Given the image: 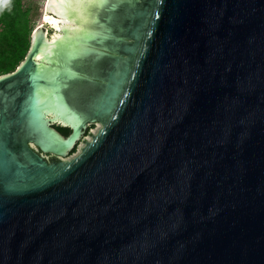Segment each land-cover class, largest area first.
<instances>
[{
    "label": "water",
    "instance_id": "1",
    "mask_svg": "<svg viewBox=\"0 0 264 264\" xmlns=\"http://www.w3.org/2000/svg\"><path fill=\"white\" fill-rule=\"evenodd\" d=\"M46 3L0 76V264H264V0Z\"/></svg>",
    "mask_w": 264,
    "mask_h": 264
},
{
    "label": "trees",
    "instance_id": "2",
    "mask_svg": "<svg viewBox=\"0 0 264 264\" xmlns=\"http://www.w3.org/2000/svg\"><path fill=\"white\" fill-rule=\"evenodd\" d=\"M38 16V7H27L24 0H0V76L15 71L25 59ZM53 127L63 136L70 133L68 126L53 124ZM75 149L73 146L69 153Z\"/></svg>",
    "mask_w": 264,
    "mask_h": 264
},
{
    "label": "rangeland",
    "instance_id": "3",
    "mask_svg": "<svg viewBox=\"0 0 264 264\" xmlns=\"http://www.w3.org/2000/svg\"><path fill=\"white\" fill-rule=\"evenodd\" d=\"M46 2L47 0H24L25 6L27 7L37 6L38 7L39 16L36 19L33 31L42 25L43 16L45 15V11H46L45 9Z\"/></svg>",
    "mask_w": 264,
    "mask_h": 264
},
{
    "label": "flooded vegetation",
    "instance_id": "4",
    "mask_svg": "<svg viewBox=\"0 0 264 264\" xmlns=\"http://www.w3.org/2000/svg\"><path fill=\"white\" fill-rule=\"evenodd\" d=\"M53 124H56V123H53ZM53 124H52V126H53ZM34 150L33 151H35L38 155H40L41 157H43L44 159L45 158H47V160L46 161H48V162H54V161H57L56 159V156L55 155H52V154H50V153H43V152H41L39 149H37V148H33Z\"/></svg>",
    "mask_w": 264,
    "mask_h": 264
},
{
    "label": "bare ground",
    "instance_id": "5",
    "mask_svg": "<svg viewBox=\"0 0 264 264\" xmlns=\"http://www.w3.org/2000/svg\"><path fill=\"white\" fill-rule=\"evenodd\" d=\"M46 5H47V3H46ZM43 18H44V16H43ZM35 35V34H34Z\"/></svg>",
    "mask_w": 264,
    "mask_h": 264
}]
</instances>
